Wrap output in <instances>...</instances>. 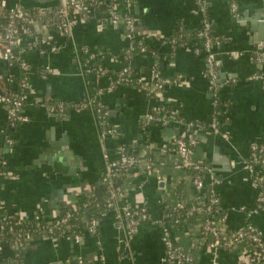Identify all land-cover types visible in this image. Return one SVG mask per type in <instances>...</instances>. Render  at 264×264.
<instances>
[{
  "label": "crops",
  "instance_id": "obj_1",
  "mask_svg": "<svg viewBox=\"0 0 264 264\" xmlns=\"http://www.w3.org/2000/svg\"><path fill=\"white\" fill-rule=\"evenodd\" d=\"M0 1L9 8L42 11L66 3ZM235 1L239 18L229 0H132L135 38L149 49L132 58L134 82L113 89L110 85L128 62L124 51L129 40L123 27L104 20L105 6L75 15L68 35L41 18L23 24L19 45L25 70L2 56L0 43V97L11 87H22V78L29 84L23 106L27 121L12 124L0 103L1 216L54 218L62 205H73L102 184L105 152L115 156L117 146L125 145L138 157L131 175L117 183L115 207L103 214L98 230L86 231L80 242L68 234L36 237L24 251L25 264H101L102 254L105 264H165L167 216L177 201L193 204L198 196L191 172L169 150L189 122L200 125L194 158L209 166L202 195L208 197L211 189L216 194L228 230L252 224L264 238V206L256 201L264 167L256 165L253 172L246 168L253 146L264 155V34L256 30L264 26V0ZM206 20L211 34L221 38L213 48L218 62L214 83L200 44H177L173 37L177 27L196 29ZM90 53L95 56L90 58ZM92 67L107 72H87ZM153 68L170 82L147 96L137 80L150 77ZM93 96L103 103L118 136L101 139L96 112L77 107ZM49 103H63L65 109L51 111ZM151 113H157L156 119H147ZM214 119H219L218 131L212 128ZM124 203L145 207L150 215L132 238L122 219ZM200 222L192 216L171 228L175 245L192 255L195 264H250L248 247L242 244L232 250L212 249L203 240ZM14 255L5 243L0 260Z\"/></svg>",
  "mask_w": 264,
  "mask_h": 264
},
{
  "label": "built area",
  "instance_id": "obj_2",
  "mask_svg": "<svg viewBox=\"0 0 264 264\" xmlns=\"http://www.w3.org/2000/svg\"><path fill=\"white\" fill-rule=\"evenodd\" d=\"M105 6L107 9V17L104 19L111 24H118L123 22L124 31L126 37L129 40V47L131 48L134 42L137 40L135 38V25L136 18L130 12L131 1L127 0L123 5L117 2H108L106 0H66L65 5H61L57 12L60 13V20L57 22V28L55 29L61 35H68L72 31L73 17L86 9L91 11L93 6ZM229 4L233 15L235 18H239L240 12L238 5L235 0H229ZM122 7V10L119 8ZM7 7L4 3L0 1V12L4 11ZM11 17L8 23L5 25L4 32L0 37V43L2 46V56L13 63H18L23 70L26 69V63L21 60L20 54L22 49H20L18 54H14L13 47L19 44V29L23 24L31 25V23L36 20V18L29 12L21 10L20 8H11ZM22 21L23 23H17ZM203 35L205 38L203 49L208 56V73L211 77V81L214 83L216 77V66L218 62L213 54V48L216 45L221 44V38L218 36H213L210 31V22L205 21V28L203 30ZM174 42V41H173ZM90 58L94 57V53H90ZM128 62L122 68V70L117 74V78L110 85V89H113L116 85L129 84L134 82L133 68H132V58L127 57ZM87 72H93L97 76L102 75L107 72L106 69L101 67L88 68ZM138 84L140 89L147 95H154L157 90L165 83H169L170 80L162 78L159 71L153 68L151 76L138 78ZM22 88L27 89L29 84L25 78H22ZM25 94H15L6 95L3 94L0 97V103L6 107L9 113V121L12 124H17L27 121L28 117L23 112V106L25 101ZM46 106L57 113H61L65 109L63 103L58 105L46 104ZM77 107L80 109L92 108L96 114L101 126L100 137L104 141L109 138H114L118 136L119 130L116 126L111 125L108 122V112L105 110L103 103L99 100L97 96H93L79 104ZM148 120L156 119L154 113L147 116ZM164 122L169 121V117L165 116L163 118ZM187 132L176 138L173 143L169 146V150L178 154L183 161L184 167L188 170L190 169L192 182L195 188L198 190L197 200L193 204H186L183 201H177L168 214L165 221L164 230V243L166 247L165 256L163 262L165 264H195L194 257L187 252L181 251L174 243L172 236V225H181L187 218L192 216H199L201 222V235L203 240L214 250L224 248V249H234L241 245V242L248 240L252 243V246L248 248V260L250 264L254 262H259L264 264V238L261 232L255 228L252 224L247 225L245 228H240L237 230L229 231L225 225V219L220 215L218 211L217 204L219 202L216 194L210 190L208 197L202 195L201 191L205 188L204 174L209 171V166L195 160V145L197 143V132L199 131L200 125L189 122L186 124ZM212 128L218 131V124L216 119L213 120ZM253 154L251 159L247 161L246 168L253 172L256 165H262L264 167V156L256 152L257 147H252ZM104 157L107 161L106 171L102 177V183L107 187V206L108 210L115 207L117 200V183L119 180L125 176L131 175L134 168L137 166L138 157L132 152L130 148L125 145H119L116 148L115 156L110 155L108 152L104 153ZM3 160L0 157V170L2 167ZM259 182L263 184L258 196L257 204L259 207L264 206V176L260 178ZM122 219L128 230L129 237L132 238L139 226V224L146 219L150 218L149 212L145 207L135 208L130 204L124 203L121 206ZM41 217L46 221V225H42L37 222L34 226H31L30 220L18 219L19 230H14L13 227H7L5 223L0 224V250L5 243L9 244L14 250L15 255L19 254L23 257L24 251L28 243L40 236H45L48 234L50 237H55L60 231L61 236L68 234L72 237L75 242H80L83 235L79 232H74L70 230V224L68 220L71 217V212L67 211L65 215L59 217L58 214L51 219H46L44 215L40 214ZM2 220L6 219L1 216ZM40 217V216H38ZM8 231H13L12 244L4 238V235ZM90 232H95L93 227H90ZM101 264H105V256L102 254L100 256ZM0 264H3L0 261ZM8 264H20L19 262H10ZM69 264H75L74 261ZM78 264H83L81 260H78Z\"/></svg>",
  "mask_w": 264,
  "mask_h": 264
},
{
  "label": "trees",
  "instance_id": "obj_3",
  "mask_svg": "<svg viewBox=\"0 0 264 264\" xmlns=\"http://www.w3.org/2000/svg\"><path fill=\"white\" fill-rule=\"evenodd\" d=\"M108 2H117L119 4L125 3L127 0H106ZM132 1V0H130ZM97 6V4L95 5ZM60 6H51L49 8H46L44 11H42L40 8H23L24 11H27L31 13L35 18H41L43 19L44 23L48 25V27H51L52 29L57 28V22L60 20V13L57 12L58 8ZM119 10H122L120 7ZM11 8H5L4 11L0 12V37L4 32L5 25L8 23L11 17ZM19 23H23L22 21H18ZM30 26L28 24H25V26ZM124 28V27H123ZM205 28V23L201 24L196 29H189L185 27H177V29L173 32V37L176 38L177 44H186L189 42H196L200 44V47L204 45V35L203 30ZM210 30H212V25L210 26ZM20 34V31H19ZM22 47L19 44H16L13 47V53L18 54L20 49ZM149 49L147 44L143 42L142 40L137 39L133 46L130 48L125 47V56L126 60L128 59V56H135L136 54H140L141 52H145ZM128 61V60H127ZM28 92L27 89L22 88L21 86L17 88H9L7 93L4 92L6 95H15V94H26ZM53 104V103H50ZM57 105V104H56ZM55 105V106H56ZM155 115L157 113H154ZM217 120V119H216ZM219 122V119L217 120ZM220 124V122H219ZM209 127V125H206ZM264 156V155H263ZM190 171V169H188ZM107 187L105 184H100L97 186L92 192L85 197H82L78 201H76L73 205H62L60 212L58 213V216L61 217L66 214L67 211L71 212V217L68 220V224H70V230L74 232H79L80 234L84 235V233L89 230L90 227H93L95 230H98V224L103 216L104 213L108 211L107 206ZM1 207H0V224L5 223L7 227L12 226L13 231L19 230L18 226V219L12 217V216H5L6 219L2 220L1 218ZM40 216V217H38ZM31 226H34L37 222H39L42 225H46V221L41 217L40 214H35L32 219L30 220ZM13 231H8L5 233L4 238H6L11 244H12V238H13ZM231 231V230H229ZM61 236L60 231L56 234V237ZM242 245L245 247L250 248L252 246V243H250L248 240H245L241 242ZM3 264H8L10 262H19L20 264H25L22 256L20 257L19 254L14 255L13 257H5L2 260H0ZM254 264H260L259 262H254Z\"/></svg>",
  "mask_w": 264,
  "mask_h": 264
},
{
  "label": "water",
  "instance_id": "obj_4",
  "mask_svg": "<svg viewBox=\"0 0 264 264\" xmlns=\"http://www.w3.org/2000/svg\"><path fill=\"white\" fill-rule=\"evenodd\" d=\"M21 10H23V8H20ZM263 13V12H262ZM259 17V15L257 16V18ZM259 19H260V17H259ZM114 26H118V27H123V22H120V23H118V24H113ZM256 30H257V32L259 33V34H264V26L263 25H258L257 27H256ZM259 34L257 35V36H259ZM260 37V36H259ZM262 40H264V36H261L260 37ZM260 48H264V44H262L261 46H260ZM260 52H262V50H260ZM262 53H264V52H262Z\"/></svg>",
  "mask_w": 264,
  "mask_h": 264
}]
</instances>
